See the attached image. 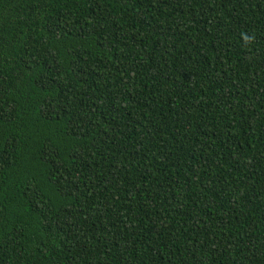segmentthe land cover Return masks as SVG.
<instances>
[{"label":"trees","instance_id":"obj_1","mask_svg":"<svg viewBox=\"0 0 264 264\" xmlns=\"http://www.w3.org/2000/svg\"><path fill=\"white\" fill-rule=\"evenodd\" d=\"M0 264H264V0H0Z\"/></svg>","mask_w":264,"mask_h":264},{"label":"clouds","instance_id":"obj_2","mask_svg":"<svg viewBox=\"0 0 264 264\" xmlns=\"http://www.w3.org/2000/svg\"><path fill=\"white\" fill-rule=\"evenodd\" d=\"M242 38L243 40L246 42V43H251L254 41L255 39V35L252 34V35H249L247 33H242Z\"/></svg>","mask_w":264,"mask_h":264}]
</instances>
